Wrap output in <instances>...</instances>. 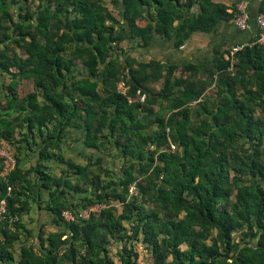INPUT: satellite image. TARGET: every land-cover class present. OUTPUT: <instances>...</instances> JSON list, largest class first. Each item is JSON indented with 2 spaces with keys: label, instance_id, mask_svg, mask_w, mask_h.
I'll return each mask as SVG.
<instances>
[{
  "label": "trees",
  "instance_id": "trees-1",
  "mask_svg": "<svg viewBox=\"0 0 264 264\" xmlns=\"http://www.w3.org/2000/svg\"><path fill=\"white\" fill-rule=\"evenodd\" d=\"M114 1L120 18L103 0H0V147L14 149L0 157V264H143L139 243L152 264H264L255 17L246 40L216 45L202 65L144 61L122 42L178 49L232 22L241 0ZM81 139L93 150L84 164L65 155ZM35 206L50 220H25Z\"/></svg>",
  "mask_w": 264,
  "mask_h": 264
},
{
  "label": "crops",
  "instance_id": "crops-1",
  "mask_svg": "<svg viewBox=\"0 0 264 264\" xmlns=\"http://www.w3.org/2000/svg\"><path fill=\"white\" fill-rule=\"evenodd\" d=\"M219 1H222V2L230 5L233 2H235L237 4L239 0H219ZM240 2L246 3V9H247L248 13L249 12L251 13L252 25L254 26V20L253 19H254V17H256L255 13H256V10H257L261 0H241ZM233 27H235V28H233ZM227 28L234 29L236 32H238V34H240V35L244 34V36H246V37H249L250 34L252 33L251 29L249 31L240 30L232 22H222L219 25L218 30L216 32H199V31L193 32L191 34V36L186 40V42L182 46H180L178 49H175L172 46V42L170 40H164L162 38H159L158 40H160V43H164V44L166 42L169 43L168 44L169 45V52H172V54H176V53L180 52L181 50H185L189 46H193V48L195 47L196 49L198 46V48H199V50L197 49L198 53H201V51H204V54H209V57H207L203 60L201 59V60H199V62L195 63L198 65H202L205 61L212 58V56L214 54V47L216 45L226 41V40L218 41L219 39H217L216 35L220 34V38L222 36L228 37L227 35L229 34V32L227 31L228 30ZM222 31H223V33H220ZM131 41H134V40L127 41V43H129ZM154 45L159 46V43H154L151 46L144 47V48L150 49V48L154 47ZM132 48H133V45H132ZM137 48H140V47L137 46ZM165 48H167V47H165ZM148 49H146V50H148ZM182 54H185V52H182ZM152 58L162 60V61L166 60L165 62L173 63V64H180L179 62H181V61H182L181 64L187 63V62H192L189 60V59H191V57H188V56L178 58V59H173L171 57H167L165 60L162 58H159V57H157V58L152 57ZM192 63H194V62H192ZM70 135L77 136L78 135L77 130H72ZM92 153H93V150L86 148L83 140L81 139V140H78L77 142H69V148L66 149L65 155H67L68 157H73L77 162L84 164L87 162L89 155H91ZM26 157L28 159L24 160V163L22 164V166L25 168H28L31 163L35 162L36 157H35V154H33V156L31 154V155L26 156ZM57 171H59V169H57ZM43 198L45 199L46 196H43ZM29 218H34V221H33L34 223H36L37 221L42 223V222L49 221L50 215L46 211L39 210L35 206V207H33L31 213H29L27 216H25V220H29ZM47 227L49 228V230L53 229L52 225H50L49 223H48Z\"/></svg>",
  "mask_w": 264,
  "mask_h": 264
},
{
  "label": "rangeland",
  "instance_id": "rangeland-1",
  "mask_svg": "<svg viewBox=\"0 0 264 264\" xmlns=\"http://www.w3.org/2000/svg\"><path fill=\"white\" fill-rule=\"evenodd\" d=\"M104 4L112 11V13H114V15L116 17L120 18V12H119V8L117 5V2L114 0H103ZM232 28V27H231ZM231 28H227L229 34L226 36H222L220 38V34L216 35L217 39H219L218 41H224L227 42L229 45H231L233 42H238V41H243L246 40V36H244V34L240 35L238 34V32H236L234 29ZM235 28V27H233ZM220 33H223L220 32ZM155 43H159V46L154 45V47L148 49V48H137L136 46V42L135 41H131L129 43H127V41H123L122 42V46L127 49L128 54H130L131 56L139 59V60H149L152 57H159L162 59H166L167 57H171L173 59H178V58H182V57H191V59H189L190 61L197 63L199 62V60H203L207 57H209V54H204V51H201V53L197 52V49L199 50L198 46L197 49L193 48V46H189L188 48H186L185 50H181L180 52L176 53V54H172V52H169V43H160V40H156ZM133 45V48H132ZM167 47V48H165ZM228 48L227 45L223 46L222 49H226ZM148 49V50H146ZM194 49V50H193ZM146 50V51H145ZM167 50V51H166ZM182 52H185V54H182ZM202 54V55H201ZM201 55V56H200ZM166 61V60H165ZM179 62V61H178ZM182 62V61H181ZM181 62H179L181 64ZM8 79V76H6ZM120 84L118 85L119 88ZM155 89H159L161 87V81L160 82H156L153 84ZM23 89L24 92H28L31 91L33 89V85H32V80L31 79H27V80H23ZM12 151H14L13 147L11 145H7V146H3L2 148L0 147V154L3 153L4 156H11L12 155ZM1 157V156H0ZM9 167H12V163L9 164ZM234 237L235 239H239L241 237V234L239 232L234 233ZM136 249L138 251V259L141 263L143 264H152V256H151V252L150 250L146 247V245L144 243H139L136 245ZM111 255L116 259L115 257V251H116V245H112L111 248Z\"/></svg>",
  "mask_w": 264,
  "mask_h": 264
},
{
  "label": "built area",
  "instance_id": "built-area-1",
  "mask_svg": "<svg viewBox=\"0 0 264 264\" xmlns=\"http://www.w3.org/2000/svg\"><path fill=\"white\" fill-rule=\"evenodd\" d=\"M237 11L235 12L234 14V18L232 20L233 24L239 28L240 30H243V31H249L251 29V24L249 22V13L246 9V3L245 2H239L237 4ZM255 22H256V25L258 26L259 28V33H258V36L256 38L255 41L253 42H256V43H264V14L263 13H258L255 17ZM243 46V44H236V45H233L231 48H230V51L229 53L226 55V57L228 58H231L234 53L236 51H238L241 47ZM120 84L119 86V89L121 92L125 93L126 90L128 89V86L125 85L124 83V80L121 78L118 82V85ZM139 100L140 101H143L144 100V95H139ZM172 148H174V145H172ZM0 156H4L3 153L0 154ZM130 191L132 193H136V190H135V186L132 185L130 187ZM102 207V205H94L92 207H88L84 210H82L80 213H79V216L81 217H88L89 213L93 210H98ZM4 211V208H3V203H2V206L0 208V212H3ZM62 215L64 216L65 219L67 220H72L73 219V214L69 211H63L62 212Z\"/></svg>",
  "mask_w": 264,
  "mask_h": 264
}]
</instances>
